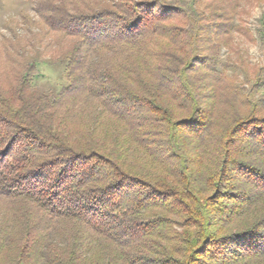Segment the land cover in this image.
Instances as JSON below:
<instances>
[{"label":"trees","instance_id":"trees-1","mask_svg":"<svg viewBox=\"0 0 264 264\" xmlns=\"http://www.w3.org/2000/svg\"><path fill=\"white\" fill-rule=\"evenodd\" d=\"M30 1L63 84L0 61V264H264V66L222 60L264 0Z\"/></svg>","mask_w":264,"mask_h":264},{"label":"rangeland","instance_id":"rangeland-1","mask_svg":"<svg viewBox=\"0 0 264 264\" xmlns=\"http://www.w3.org/2000/svg\"><path fill=\"white\" fill-rule=\"evenodd\" d=\"M264 16V2L249 9L244 16L245 27L252 34L260 27V19ZM43 25L34 11V2L27 0H0V61L6 62L9 56L15 55L14 46H24L30 54L35 48L42 53L36 72V85L42 90H55L63 84L61 70L48 63L53 40L50 37L42 38L39 42V33ZM36 37V38H35ZM38 40V41H37ZM232 51L223 50L222 60L225 64H237L235 49L242 54L246 64L251 68L254 65L264 66V47L259 41H250L239 33L233 34ZM8 62L5 64L7 65ZM227 72H231L229 69Z\"/></svg>","mask_w":264,"mask_h":264}]
</instances>
